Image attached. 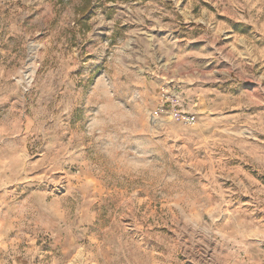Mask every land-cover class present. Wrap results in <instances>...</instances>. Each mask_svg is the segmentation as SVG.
Instances as JSON below:
<instances>
[{
	"label": "rangeland",
	"instance_id": "rangeland-1",
	"mask_svg": "<svg viewBox=\"0 0 264 264\" xmlns=\"http://www.w3.org/2000/svg\"><path fill=\"white\" fill-rule=\"evenodd\" d=\"M0 264H264V0H0Z\"/></svg>",
	"mask_w": 264,
	"mask_h": 264
},
{
	"label": "crops",
	"instance_id": "crops-1",
	"mask_svg": "<svg viewBox=\"0 0 264 264\" xmlns=\"http://www.w3.org/2000/svg\"><path fill=\"white\" fill-rule=\"evenodd\" d=\"M185 42H186L185 39H183L182 41L172 40L171 44L170 45L166 44V46H168L170 51H173V53H176L178 56H180L182 61H184L185 57L182 51V46L184 45ZM166 78L169 81H175L176 83H180V82L184 83L186 81V85H185L186 98H191V100H195V99L199 100V106H200L199 108H204L205 109L203 110L204 112L206 110H210L209 112H212L214 108L216 107L212 103L213 97L217 95L216 91H213L203 85H201V87H198L195 84H192L194 80L190 78L189 76H186L187 79L186 78L183 79V77L179 75H168ZM207 102H209V104ZM246 236L248 235L246 234V235L241 236L238 233L237 236L233 238L235 242L233 243L235 244V246H237L239 251L243 252L242 254L248 255L251 258V262L257 263L258 262L257 259L260 257V252L262 251L261 243H260L261 239L259 238L256 239L255 237H249V236L248 238H246Z\"/></svg>",
	"mask_w": 264,
	"mask_h": 264
},
{
	"label": "built area",
	"instance_id": "built-area-1",
	"mask_svg": "<svg viewBox=\"0 0 264 264\" xmlns=\"http://www.w3.org/2000/svg\"><path fill=\"white\" fill-rule=\"evenodd\" d=\"M159 98V104L152 112L153 119L159 120L166 116L187 125L193 126L197 123L196 115L186 111L183 96L175 81L167 82V85L160 90Z\"/></svg>",
	"mask_w": 264,
	"mask_h": 264
},
{
	"label": "trees",
	"instance_id": "trees-1",
	"mask_svg": "<svg viewBox=\"0 0 264 264\" xmlns=\"http://www.w3.org/2000/svg\"><path fill=\"white\" fill-rule=\"evenodd\" d=\"M90 8V2L89 1H87L85 4H84V6H83V8H82V12L84 13V14H86L87 12H88V9Z\"/></svg>",
	"mask_w": 264,
	"mask_h": 264
}]
</instances>
